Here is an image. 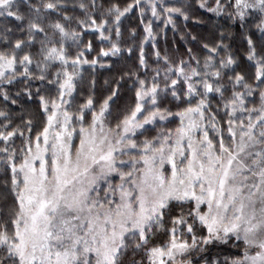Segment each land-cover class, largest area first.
I'll list each match as a JSON object with an SVG mask.
<instances>
[{
    "label": "rangeland",
    "instance_id": "obj_1",
    "mask_svg": "<svg viewBox=\"0 0 264 264\" xmlns=\"http://www.w3.org/2000/svg\"><path fill=\"white\" fill-rule=\"evenodd\" d=\"M14 1L0 0V14L14 16ZM137 5L144 43L154 44V24L162 25L157 29L162 33L176 17L186 20L191 8L239 21L254 13L264 36V0H138ZM128 10L114 9V20ZM65 33L60 28V39L68 38ZM45 43L37 57L0 54V84L34 76L28 75L30 68L45 72L57 65L49 81L55 93L39 99L44 116L38 133L32 139L2 135L6 141L24 138L22 158L10 164L17 196L13 231L0 232V244L18 264H115L127 240L144 241L175 203L190 204L188 217L204 235L183 218H169V241L149 250V264H191L196 250L228 241L242 247L232 264H264V91L259 107L246 108L248 94L240 93L223 103L228 112L223 133L207 109V96H201L214 87L204 74L211 71V57L201 68L183 62L156 69L155 76L163 78L174 71L170 88L183 79L186 97L198 98L185 111L171 115L158 109L166 86L143 83L130 112L109 99L90 111L91 103L77 105L73 96L81 65ZM173 118L176 124L165 127ZM158 124L163 128L144 137ZM184 228L190 238L181 235Z\"/></svg>",
    "mask_w": 264,
    "mask_h": 264
},
{
    "label": "trees",
    "instance_id": "obj_2",
    "mask_svg": "<svg viewBox=\"0 0 264 264\" xmlns=\"http://www.w3.org/2000/svg\"><path fill=\"white\" fill-rule=\"evenodd\" d=\"M137 4L138 0L14 1L11 6L14 16L0 14V54L15 53L22 57L34 53L37 57L40 46L49 38L50 42L45 45H56L66 59L81 65L73 96L77 105L91 103L90 111L109 99L110 104L126 107L125 112H130L142 83L166 86L158 98V109L171 115L185 111L196 105L198 98L186 97L183 79H177L175 89L170 88L176 78L174 71L163 78L155 76L156 69L183 62L201 68L211 57L214 59L209 65L211 71L204 74L214 87L205 88L201 96H207V109L223 133L228 120L223 103L230 101L234 93L248 94L244 101L246 108L261 105L264 36L257 30L254 13L239 21L227 15L214 17L198 8L186 9L187 19L176 17L174 24L166 26L162 33H157L162 25L154 24L156 40L151 44L144 43L146 33ZM114 9L129 10L115 21ZM60 28L66 31L67 39H60ZM251 55L260 63L254 64L249 58ZM56 66L48 67L47 72L30 68L28 75L34 73V76L17 77L0 84V232L13 231L11 222L17 212V196L13 194L16 190L12 191L10 164L20 161L24 153L22 136L6 141L2 135L22 133L32 139L38 133L44 116L39 99H50L55 93L49 81L53 80L52 71ZM172 92H176V96H172ZM175 122L173 118L165 127ZM160 128L162 124L154 126L144 137H152ZM189 210L190 204H172L164 212L161 226L152 229L144 241L127 240L115 264H149V250L163 247L169 241L171 217L185 219L204 235V229L188 217ZM181 235L190 238L185 228ZM240 251L242 247L237 242H210L191 254V264H232L241 257ZM16 260L6 246L0 244V264H18Z\"/></svg>",
    "mask_w": 264,
    "mask_h": 264
}]
</instances>
